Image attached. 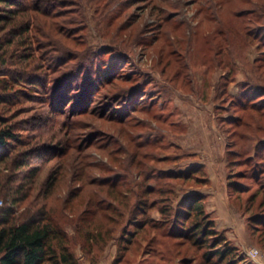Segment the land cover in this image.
Here are the masks:
<instances>
[{"label": "rangeland", "instance_id": "1", "mask_svg": "<svg viewBox=\"0 0 264 264\" xmlns=\"http://www.w3.org/2000/svg\"><path fill=\"white\" fill-rule=\"evenodd\" d=\"M64 1L59 32L38 36L46 88L16 86L25 93L0 112L41 134L42 153L68 137L78 148L61 171L48 163L59 173L37 192L76 260L221 264L214 239L180 234L175 215L190 197L213 237L264 260V225L250 222L264 176H231L264 166V0Z\"/></svg>", "mask_w": 264, "mask_h": 264}, {"label": "trees", "instance_id": "2", "mask_svg": "<svg viewBox=\"0 0 264 264\" xmlns=\"http://www.w3.org/2000/svg\"><path fill=\"white\" fill-rule=\"evenodd\" d=\"M69 6L67 1L59 4L57 0H0V106L4 105L0 111L15 105L20 95L25 93L23 90L16 91V86L46 88L43 75L52 69L45 70L39 63L37 52L45 48V43L39 42L38 36L53 38L55 32H59L54 18L66 14L65 9L60 8ZM74 58L70 56L64 60ZM58 89L61 90L60 87ZM28 128L29 125L14 121L0 112V200L5 203L0 206V264H80L69 249L68 235L52 214L48 201L41 196V192L37 193L42 187L52 189L59 173L48 172V163L56 160L54 165L61 171L70 156L81 158L79 150L71 141L72 137H68L65 146L58 151L51 148L48 150L50 155L42 153L43 136L25 135L24 131ZM238 162L232 160L231 166ZM46 171L49 173L48 181L41 184L42 174ZM232 171L233 178L239 175L257 184L264 176L261 164L249 172L235 171L234 168ZM230 183L235 189L240 185L237 179H231ZM257 196L258 192L253 195L252 201ZM196 199H186L185 205L176 212L175 221L181 224L180 234L201 244L214 239V248H220L213 249L211 254L218 255L221 264H255L248 262L247 256L239 253L224 236L213 237L214 224L205 219L204 204ZM259 210L250 215L253 225H264V189ZM193 219L195 221L190 223Z\"/></svg>", "mask_w": 264, "mask_h": 264}, {"label": "built area", "instance_id": "3", "mask_svg": "<svg viewBox=\"0 0 264 264\" xmlns=\"http://www.w3.org/2000/svg\"><path fill=\"white\" fill-rule=\"evenodd\" d=\"M3 204V201L0 200V205ZM248 255L251 256L254 259H257V257H259L260 255V250L257 249L256 247H252L249 251H248Z\"/></svg>", "mask_w": 264, "mask_h": 264}, {"label": "crops", "instance_id": "4", "mask_svg": "<svg viewBox=\"0 0 264 264\" xmlns=\"http://www.w3.org/2000/svg\"><path fill=\"white\" fill-rule=\"evenodd\" d=\"M255 264H264V260H262V261L257 260V263H255Z\"/></svg>", "mask_w": 264, "mask_h": 264}]
</instances>
